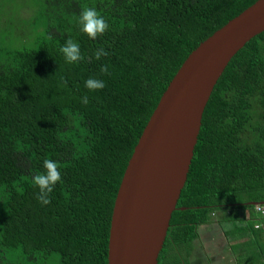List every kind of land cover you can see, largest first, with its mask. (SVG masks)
Wrapping results in <instances>:
<instances>
[{"label": "trees", "instance_id": "obj_1", "mask_svg": "<svg viewBox=\"0 0 264 264\" xmlns=\"http://www.w3.org/2000/svg\"><path fill=\"white\" fill-rule=\"evenodd\" d=\"M255 1L0 0V264H107L117 189L163 91L200 42ZM84 7L109 23L95 40L80 30ZM69 37L84 61H65ZM99 47L110 54L98 61ZM90 76L106 86L89 91ZM46 158L62 179L42 205L32 177ZM213 221L236 263L264 264V30L209 96L157 264H189Z\"/></svg>", "mask_w": 264, "mask_h": 264}, {"label": "water", "instance_id": "obj_2", "mask_svg": "<svg viewBox=\"0 0 264 264\" xmlns=\"http://www.w3.org/2000/svg\"><path fill=\"white\" fill-rule=\"evenodd\" d=\"M263 30L264 0H256L200 42L175 72L119 183L107 264H157L209 96L231 57Z\"/></svg>", "mask_w": 264, "mask_h": 264}, {"label": "clouds", "instance_id": "obj_3", "mask_svg": "<svg viewBox=\"0 0 264 264\" xmlns=\"http://www.w3.org/2000/svg\"><path fill=\"white\" fill-rule=\"evenodd\" d=\"M78 22L80 24V30L93 40L109 30L108 21L95 7H84L81 10ZM60 52L63 54L65 61L69 64H77L86 59L81 53L80 44L71 37L67 38L64 45L60 47ZM109 54L110 53L105 48L99 47L94 51L93 56L99 61L102 57H107ZM100 73L111 75L109 65H101ZM84 84L89 91L102 90L106 86V82L96 76L88 77L84 81ZM81 102L83 104H88V97H81ZM43 167L45 171L35 174L32 177V182L33 185L39 189L36 199L42 205H47L51 202L50 193H52L54 186L61 181L62 176L60 166L55 160L46 158L43 161Z\"/></svg>", "mask_w": 264, "mask_h": 264}, {"label": "rangeland", "instance_id": "obj_4", "mask_svg": "<svg viewBox=\"0 0 264 264\" xmlns=\"http://www.w3.org/2000/svg\"><path fill=\"white\" fill-rule=\"evenodd\" d=\"M31 10L28 8H23L21 12H19L18 17L23 19H27L29 15H31ZM204 224L200 226V235L194 241V249L192 250V254L189 257V264H245V258L237 259L234 254H232L226 244L228 245V241L226 240V236L224 232L219 227H216L215 223ZM209 232V237L212 239L213 245H206L202 242L200 236ZM234 241V240H232ZM200 254V256H199ZM248 256V255H245ZM238 258V256H237Z\"/></svg>", "mask_w": 264, "mask_h": 264}, {"label": "flooded vegetation", "instance_id": "obj_5", "mask_svg": "<svg viewBox=\"0 0 264 264\" xmlns=\"http://www.w3.org/2000/svg\"><path fill=\"white\" fill-rule=\"evenodd\" d=\"M202 242L206 245H213L212 239L209 237V232L205 233L204 235L200 236Z\"/></svg>", "mask_w": 264, "mask_h": 264}, {"label": "built area", "instance_id": "obj_6", "mask_svg": "<svg viewBox=\"0 0 264 264\" xmlns=\"http://www.w3.org/2000/svg\"><path fill=\"white\" fill-rule=\"evenodd\" d=\"M259 209V208H258ZM260 209H262V207H260Z\"/></svg>", "mask_w": 264, "mask_h": 264}]
</instances>
